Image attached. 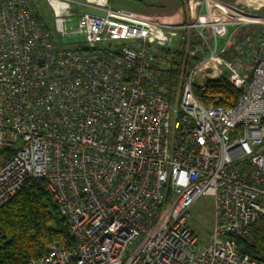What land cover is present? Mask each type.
<instances>
[{"label":"built area","instance_id":"1","mask_svg":"<svg viewBox=\"0 0 264 264\" xmlns=\"http://www.w3.org/2000/svg\"><path fill=\"white\" fill-rule=\"evenodd\" d=\"M36 2L0 0V208L42 179L74 245L30 264H264L238 245L264 218V17L202 0L196 21L174 28L109 0H46L52 32ZM176 28L196 33L201 58L170 100L152 42ZM222 78L236 104L200 102L195 93ZM204 196L207 239L190 227Z\"/></svg>","mask_w":264,"mask_h":264},{"label":"trees","instance_id":"2","mask_svg":"<svg viewBox=\"0 0 264 264\" xmlns=\"http://www.w3.org/2000/svg\"><path fill=\"white\" fill-rule=\"evenodd\" d=\"M182 2L186 17L190 15V22H195L202 0H182ZM41 17L38 10V18ZM185 24L186 22L183 25ZM250 30L247 33L255 31L252 28ZM241 33H246V30L243 29ZM190 35L194 52L199 40L195 32H191ZM167 54L169 51H165V55ZM165 55L159 51L154 53L152 68L160 86V92L166 98L173 100L183 52L172 54V58L165 59ZM192 56V60H199L195 53ZM162 60H168L164 63L165 66L168 64V67L162 65ZM195 94L204 105L214 104L222 107L234 106L240 96V92L234 89L225 78L209 82L205 92ZM250 240L251 245L238 241L240 250L264 262V218L252 226ZM57 244L62 247L74 245L67 220L61 215L46 181L30 179L10 202L0 208V264H30L32 261L39 260L53 245Z\"/></svg>","mask_w":264,"mask_h":264},{"label":"rangeland","instance_id":"3","mask_svg":"<svg viewBox=\"0 0 264 264\" xmlns=\"http://www.w3.org/2000/svg\"><path fill=\"white\" fill-rule=\"evenodd\" d=\"M75 1L85 3L86 0ZM214 2L221 7H224L229 12L244 18L261 19L264 17V14H262L264 11V0H229L232 5L229 4L228 0H214ZM36 4L44 23L49 30L54 32V13L50 8V5L46 2V0H37ZM110 6L120 12L131 13L136 15V17H142L143 19H148L150 21L164 22L166 23L164 25L172 26L174 28H181L185 22H190V15H187L186 17L182 0H110ZM244 8H249L248 10L250 11L247 13ZM212 9L213 5L209 4L208 11L211 12ZM203 11L206 10L204 9ZM201 22L206 23V19H202ZM167 23H178L179 25L173 26V24ZM177 28L171 32H160L157 36H155L154 42H152L154 45L152 48L153 53H157L159 51L163 55H165V51H169V54L165 55V59L172 58V54L176 52H183L178 77L180 78L183 71L185 72L187 67L190 68L192 64L197 62L196 60H192L193 53H195L199 59L201 58V54L196 50L193 52L191 47L193 44L192 36L189 34L188 37V34L185 31ZM252 29H254V27ZM232 30V28H229V32ZM203 33L209 39L208 43L213 47L214 40L210 38V28H204ZM216 33L219 37L217 43L220 50L224 46L226 39L221 38L222 31L219 27L216 28ZM181 36H185L186 41H181ZM199 45L200 43L197 44V48ZM166 62H168V60H162V65L164 67H168V64L167 66L164 64ZM213 212V200L206 196L201 197L190 210V227L194 234L201 239H207L212 232L214 224Z\"/></svg>","mask_w":264,"mask_h":264},{"label":"crops","instance_id":"4","mask_svg":"<svg viewBox=\"0 0 264 264\" xmlns=\"http://www.w3.org/2000/svg\"><path fill=\"white\" fill-rule=\"evenodd\" d=\"M228 2H229V0H228ZM229 4H231L232 5V3H230L229 2ZM109 5H110V0H109ZM113 10H115V11H117V12H120V11H118L117 9H114L113 7H111ZM249 8H244V10H245V12H249L250 10H248ZM120 13H123V12H120ZM123 14H127V15H131V16H134V17H136V15H133V14H131V13H123ZM137 18H140V19H143L142 17H137ZM144 20H148V19H144ZM148 21H150V20H148ZM152 22H156V23H161V24H166V23H164V22H157V21H152ZM167 24H173V26H178L179 24L178 23H167ZM181 26V25H180Z\"/></svg>","mask_w":264,"mask_h":264},{"label":"bare ground","instance_id":"5","mask_svg":"<svg viewBox=\"0 0 264 264\" xmlns=\"http://www.w3.org/2000/svg\"><path fill=\"white\" fill-rule=\"evenodd\" d=\"M209 85V84H208ZM208 87V86H207ZM207 89V88H206ZM205 92V91H204Z\"/></svg>","mask_w":264,"mask_h":264},{"label":"water","instance_id":"6","mask_svg":"<svg viewBox=\"0 0 264 264\" xmlns=\"http://www.w3.org/2000/svg\"><path fill=\"white\" fill-rule=\"evenodd\" d=\"M57 246H59V244H57Z\"/></svg>","mask_w":264,"mask_h":264}]
</instances>
